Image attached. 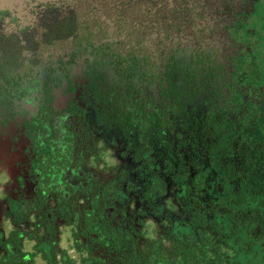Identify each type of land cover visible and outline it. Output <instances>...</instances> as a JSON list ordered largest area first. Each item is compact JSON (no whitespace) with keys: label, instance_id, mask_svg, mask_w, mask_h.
Here are the masks:
<instances>
[{"label":"flooded vegetation","instance_id":"1","mask_svg":"<svg viewBox=\"0 0 264 264\" xmlns=\"http://www.w3.org/2000/svg\"><path fill=\"white\" fill-rule=\"evenodd\" d=\"M25 4L0 10V264L227 254L197 229L241 202L259 153L235 121L259 96L258 1Z\"/></svg>","mask_w":264,"mask_h":264},{"label":"trees","instance_id":"2","mask_svg":"<svg viewBox=\"0 0 264 264\" xmlns=\"http://www.w3.org/2000/svg\"><path fill=\"white\" fill-rule=\"evenodd\" d=\"M258 165L238 193L241 202L218 220V242L227 254H211L209 264H264V155Z\"/></svg>","mask_w":264,"mask_h":264},{"label":"rangeland","instance_id":"3","mask_svg":"<svg viewBox=\"0 0 264 264\" xmlns=\"http://www.w3.org/2000/svg\"><path fill=\"white\" fill-rule=\"evenodd\" d=\"M257 54H259L258 57H256V72H257V79L256 81H252L250 80V77L244 79L242 81V84H253L257 87V85L260 86V90L259 92H257L259 94L258 96V100L254 102V106H249L248 107V111L247 113L243 114L241 117L236 114L235 116V121L237 122H241L242 125H239L240 128H237V132L241 135V134H244L243 137L240 136V138H244V137H247L249 139L250 142L252 143H255L257 144L255 149H258V152L259 153H255L254 156H255V160H252V161H249V157L247 158V161L249 162V166H248V170L245 171V172H248L250 170H253L255 171L257 169V166L255 167V165L258 163L260 164V156L264 155V61L262 62V58H260V50H257L256 51ZM260 58V59H259ZM263 63V64H262ZM233 97H236V95H234ZM230 102L234 105L235 103H241L240 101V97H236V98H233V99H230ZM237 106V105H236ZM167 108H163V115H165L166 113H172V115H175L177 113V109H178V106L176 104H173V102L171 101V103H168L167 104ZM234 110H236V108H234ZM166 124V123H165ZM228 128L229 127H234L236 126L235 123H229L228 125ZM254 126V127H253ZM238 127V126H236ZM253 127V128H252ZM221 127L218 126L217 123H215L213 125V129H214V132H218V129H220ZM231 133L233 132L230 131ZM258 167H263L262 164L261 165H258ZM210 226V225H209ZM176 229V228H174ZM176 232V230H175ZM214 234H217V229H215L213 232L209 233L206 232L201 229V228H198L197 229V236H198V239L199 241L201 240L202 242H206L207 240V244L210 248L214 247V243H211L212 241V237L211 236H214ZM216 236V235H215ZM218 239L220 240V237L219 235L215 238V240ZM219 247V246H218ZM211 250H214L211 249ZM221 252L223 253H226V251L224 249H221L220 250ZM211 259V254H205L203 256V259H199L198 261L195 262V264H209V261ZM70 264H79L77 261L76 262H72Z\"/></svg>","mask_w":264,"mask_h":264},{"label":"water","instance_id":"4","mask_svg":"<svg viewBox=\"0 0 264 264\" xmlns=\"http://www.w3.org/2000/svg\"><path fill=\"white\" fill-rule=\"evenodd\" d=\"M26 1L28 0H0V10H9V11H19L26 9ZM40 2H46L47 0H37ZM258 7L257 11H253V16L251 17L252 27L255 30V35L251 37L257 38L261 45L259 46L260 58L262 62L264 61V0H257ZM244 40L247 41V36L244 35ZM263 64V63H262ZM249 85V84H247Z\"/></svg>","mask_w":264,"mask_h":264}]
</instances>
